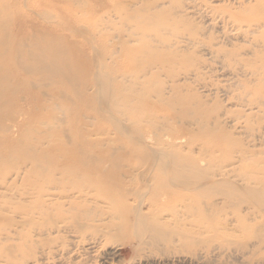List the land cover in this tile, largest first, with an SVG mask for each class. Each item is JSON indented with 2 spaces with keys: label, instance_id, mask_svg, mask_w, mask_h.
Segmentation results:
<instances>
[{
  "label": "rangeland",
  "instance_id": "1",
  "mask_svg": "<svg viewBox=\"0 0 264 264\" xmlns=\"http://www.w3.org/2000/svg\"><path fill=\"white\" fill-rule=\"evenodd\" d=\"M62 2L63 0H33V8H37L40 13L45 7L44 10L52 16L61 15L66 19L71 8L63 7ZM69 2L77 12L89 11L83 17L86 25L87 22L97 24L106 32L95 38L74 35L58 39L61 45L66 46L65 56L69 61L72 64L78 63L77 65L81 67L80 70L76 69L77 74L87 79L98 74L101 69L97 68L93 59L94 53L100 52L105 65L102 69L112 75L118 89L120 84L122 85V93H117L116 98L120 99L123 93H128L133 97L132 100L141 97L161 109L175 112L171 119L159 116L150 119L144 114L142 122L144 126L151 131L155 129L160 132L174 128L202 134L203 130L207 137L217 139L222 146L215 147V150L209 153H213L215 164L232 163L231 167L240 173L245 165L260 158L255 165L264 171V108L255 103L264 100V83L258 80L251 70L253 65L249 64L258 61L260 65L262 57L264 58V27H261L264 22V0H108L100 7L96 6L93 0ZM21 4L23 3L13 5L11 9L13 11L16 9L15 25L22 22L24 24L22 28L26 30L37 26L44 29L49 27L48 23L43 22L42 17L28 12ZM94 6L96 12H91ZM63 24L65 25L66 21L63 20L59 26L63 27ZM233 51H237L238 54H232ZM245 59L249 61L244 62ZM21 72L23 71L14 76L18 79L27 77L31 79L26 73ZM262 75L264 77V74ZM134 76L138 77L137 86L130 82ZM142 77L149 79L143 86ZM59 79L56 78V83L49 85L50 90H47L56 98L48 94L42 97L40 102L35 99L32 101L33 105L35 102L43 103L41 111L35 107L32 111L53 115L61 122L52 126L43 125L36 114L32 117L30 125L33 128H30V131L34 133V137L46 136L43 148H46V145L57 146L56 148L70 147L72 133L82 132L83 136L96 148L103 150L105 155L116 150L118 156L127 157L125 162L128 164L124 166V170H128L129 165L138 167L139 165L134 166L137 160L133 156L124 154L125 149H129L131 144L123 134L115 131L111 125L113 117H101L85 106L71 109L69 100H62L59 96L60 89L67 86ZM256 88L257 93H254ZM31 90L37 92L36 89ZM88 90L93 91L91 83ZM131 110L132 112L125 117L122 115L116 117L130 124L136 116L134 113L140 112V108L135 105ZM73 119L76 120V124L64 123L65 120ZM200 122L204 123L203 126ZM191 136L188 133V137ZM16 140L20 142L26 140L21 131L16 134ZM148 143L156 147L153 141ZM181 146L184 152L189 151L186 145ZM193 150L197 148L194 146ZM0 152L4 156L0 160V257L7 254L8 258H13L9 259L10 263L264 264V245H259L262 249L260 248L261 250L251 260H248L247 253L253 248L250 245L243 250L239 247L231 248L234 252L227 246L223 251L220 249L211 251L213 245L202 250L199 249L200 246L189 247L182 245L186 244L183 240H176L173 247L169 246L168 249H157L165 245L134 249L130 244H134L135 239L129 230H125L121 236L116 233L113 236V231L109 230L112 238L108 239L106 236L104 240L88 249L90 246L88 238L85 240L79 233L68 231L66 226L70 220L65 212L55 214L57 217L65 218V221L57 223L58 232L51 233L50 237L55 239L53 249L68 244V248H72L71 253L64 257L57 255L54 258L46 257L47 259L39 260L37 257L43 250L40 241L46 237L35 229L41 222L40 218L36 214L33 215L35 225L33 227L28 224L30 217L13 212L15 206L36 203L33 202L35 195L29 193H25L24 198L20 199L21 179L16 176L17 172H22L25 168L23 162L29 160L31 151H26L22 155L19 154L22 150L18 152L3 146ZM250 152L255 153V159L245 163L244 158ZM130 170L134 175L141 167ZM84 184L86 186L88 183ZM69 185L70 183H67L60 188L63 195H67L59 199L65 210L72 212L89 210L91 213L87 222L91 221L93 224L98 223L95 217L96 210L108 214L111 212L112 209L106 203L87 198L85 195L81 196L79 192L81 188H76L78 186L74 184L73 187ZM89 185L105 189V185L94 183ZM68 195L72 197L68 198ZM115 206L117 208L119 205ZM257 217V214H253L249 219H255L259 223L260 219ZM103 218L104 222L110 219L107 214ZM224 229L225 232L221 231L223 234L235 233L239 243L251 244L253 239L251 236L257 234L235 230L231 225ZM253 229L254 227H251L250 231ZM89 233H85L86 236H89ZM214 234L220 233H207L209 236ZM36 241L39 242L36 244ZM199 252L203 253L201 257L197 256ZM0 263L3 264L2 261Z\"/></svg>",
  "mask_w": 264,
  "mask_h": 264
},
{
  "label": "bare ground",
  "instance_id": "2",
  "mask_svg": "<svg viewBox=\"0 0 264 264\" xmlns=\"http://www.w3.org/2000/svg\"><path fill=\"white\" fill-rule=\"evenodd\" d=\"M69 1L62 2L63 7L71 8L65 19L61 15L52 16L44 10L45 7L39 13L37 8H33V0H0V146L18 152L22 150L19 153L22 155L26 151H31L29 160L23 162L25 168L22 172H17L16 176L21 179L20 199L24 198L25 193H29L35 195L33 202L36 203L15 206L13 212L30 217L28 220L30 225H33L34 214L40 218L41 222L35 229L46 237L40 241L41 244L39 243L43 250L37 258L43 260L57 255L64 257L71 253L72 248H68V244L53 249L55 239L50 237L51 233L58 232L57 223L65 221V218L57 217L55 214L65 212L70 220L66 226L68 231L79 233L85 240L88 238L90 241L88 249L104 240L106 236L110 239L115 233L121 236L125 230H129L135 239L134 244H130L134 249H144L146 246L157 248L159 245L165 246L157 249H168L169 246L173 247L176 240H183L186 244L182 245L189 247L200 246L197 248L202 250L213 245L211 251L238 247L243 250L250 245L253 248L247 253L248 260H251L262 249L259 245H264V171L255 165V162L261 159L256 158L253 163L245 165L239 173L231 167L232 163L215 164L213 153H209L213 152L215 147L222 146L217 139L207 137L203 130L202 134L174 128L164 132L155 129L151 131L142 123L144 114L150 119L158 116L171 119L175 112L161 109L141 97L132 100L133 97L128 93H123L120 99L116 98L117 93H122V85L120 84L118 89L112 75L102 69L105 65L100 52H95L93 59V63L101 69L98 74L91 79L77 74L76 69L81 67L77 65L78 63L72 64L69 61L65 56L67 48L61 45L58 39L74 35L95 38L106 32L97 24L87 22L86 25L83 17L89 11L77 12ZM93 1L100 7L108 0ZM20 3H23L21 5L28 12L42 17L43 22L48 23L49 27L44 29L37 26L26 30L23 29L22 22L15 25L16 9L14 11L11 9L13 5ZM95 9L94 6L91 12H96ZM63 20L66 24L61 27L59 25H62ZM261 27H264V22ZM44 37L49 39L45 40ZM232 54L238 52L233 51ZM248 61L249 59L244 60ZM258 63L249 62L253 65L251 70L255 76L264 83L262 75L264 58L262 57L260 65ZM20 71L31 79L28 77L18 79L14 76ZM56 78L67 84L66 88L58 91L62 100H69L71 109L85 106L101 117H113L111 125L131 144L129 149H125L124 154L137 160L134 166L139 165L140 171L136 170L137 173L132 175L130 169L135 170L139 166L131 165L128 170H124V166L128 164L125 162L127 157L118 156L116 150L105 155L104 151L91 144L82 132L72 133L73 142L71 141L70 147L56 148L57 146L46 145V148H43L46 136L34 137V133L30 131V128H33L30 125L32 117L36 114L43 125L52 126L61 122L53 115L34 112L32 108L41 111L43 103H38L48 94L56 98L47 91L50 90L49 85L56 83ZM136 78L138 77L134 76L130 81L133 86H137ZM148 80L142 77L141 86ZM90 83L93 91L88 90ZM31 89H36L37 92ZM254 93H257V88ZM34 99L39 102L33 105ZM255 103L264 108V100ZM135 105L140 108V112L134 113L136 116L130 124L116 117L127 116L132 112L131 107ZM68 122L77 123L75 119L64 121ZM203 124L202 122L201 125ZM20 131L26 139L24 142L16 140V134ZM188 133L192 136L188 137ZM152 141L156 147L149 145L148 142ZM182 144L186 145L189 151L184 152ZM194 146L197 150H193ZM254 156L255 153L250 152L244 158L245 163L250 162V159L254 160ZM3 158L0 152V160ZM67 183H70L69 186L73 187L74 184L78 186L76 188H81L79 191L81 196L85 195L87 198L106 203L112 209L111 212L108 214L96 210L95 217L98 223L93 224L91 221L87 222L91 211L65 210L59 199L67 196L60 190ZM84 183L88 184L84 186ZM90 183L105 185V189L90 186ZM69 197L72 196L68 195ZM115 205L119 206L116 208ZM105 214L110 217L106 222L103 218ZM253 214H257L259 223L255 219H249ZM92 219L95 220L94 217ZM228 225L241 232L257 234L251 236L253 238L251 244L240 242L242 245L235 233L221 232H225L224 228ZM251 227H254L253 231H250ZM109 230L113 231V236ZM87 232H90L88 237L85 234ZM218 232L219 235H207ZM194 235L202 237L196 238ZM37 242L39 241L35 243ZM231 252L234 251L231 249ZM202 254L199 252L197 256L201 257ZM4 257H0L3 264H21L18 261L10 263L11 257L8 258L7 254ZM38 259L35 260L39 261Z\"/></svg>",
  "mask_w": 264,
  "mask_h": 264
}]
</instances>
